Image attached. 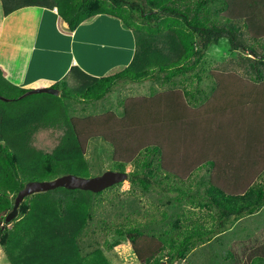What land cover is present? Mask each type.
<instances>
[{"label": "trees", "instance_id": "16d2710c", "mask_svg": "<svg viewBox=\"0 0 264 264\" xmlns=\"http://www.w3.org/2000/svg\"><path fill=\"white\" fill-rule=\"evenodd\" d=\"M17 1L2 0L4 14L47 2ZM57 7L63 25L69 28L84 18L107 13L118 17L126 28L148 36L166 27L181 47L174 64L158 66L157 72L135 71L128 66L93 79L81 92L62 95L94 103L109 95L119 81L135 84L163 79L169 83L183 78L182 93L176 90L130 98L123 103L119 118L106 112L84 121L71 120L77 149L68 153L70 156L84 155L90 140L101 139L111 146L115 172L131 167L128 181L132 187L153 189L173 195L177 203L184 202L186 209L168 221L159 234L152 229L166 220L165 214L161 220L154 218L144 224L107 226L113 237L129 242L139 264L185 261L192 251L264 206V0H76L60 2ZM222 39L237 60L207 71L205 52ZM202 83L210 84L209 94ZM60 87V83L54 86ZM28 91L20 90L17 98L5 96V101L18 100ZM198 97L209 98L208 102L214 99L217 109L206 101L192 111L190 101ZM228 152H236L239 160ZM50 167L48 163L46 169ZM0 168L4 174L0 247L9 260L21 250V264H53L54 260L60 264H107L99 254L82 257L79 242L88 205L120 184L99 193L57 188L65 193H86L79 202L68 205V214L62 217L56 214L61 202L50 200L49 191L27 196L12 220L23 217L19 220L22 234L14 236L5 219L24 185L19 182L17 157L1 144ZM31 199L35 202L29 205ZM105 247L118 249L123 244L105 241ZM233 259L231 251L224 257L225 262ZM233 264H264V244L248 251L244 261L240 256Z\"/></svg>", "mask_w": 264, "mask_h": 264}, {"label": "rangeland", "instance_id": "374dc122", "mask_svg": "<svg viewBox=\"0 0 264 264\" xmlns=\"http://www.w3.org/2000/svg\"><path fill=\"white\" fill-rule=\"evenodd\" d=\"M46 1L58 5L60 2H74L76 0ZM21 2L23 0L17 1V3ZM47 2L44 3L47 4ZM89 21L90 24L93 23L91 25L100 21L108 24L102 23L103 27L110 26L108 30L109 39L106 40L109 43H111L113 37L111 33H116L117 25H114H120V21L116 17L107 13L91 17ZM123 28L126 29L125 34H123L126 43L122 47L120 46V49L118 48L119 59H128L124 64H121L123 62L115 64H121L118 71L124 69L123 65L128 64L135 71L152 69L157 72L158 66L168 67L174 64L181 53L177 38L166 27L155 34V37L152 36L154 39H149L142 32H133L131 28ZM124 35H126V38ZM107 46L110 47V44H107ZM198 48L199 45L196 44L195 49ZM106 52L108 55L112 51L107 48ZM94 53L99 54L96 50H94ZM234 59L237 60L235 53L230 51L227 41L222 39L218 45L211 46L205 52L204 67L207 71H213L226 66L230 63L229 60ZM97 62H100V58ZM115 68L111 66L108 69L113 70ZM113 73L115 71L109 74ZM146 82L145 86H139L140 83L124 85L125 81L117 82L112 93L105 99L87 105L75 101L74 98L62 96L64 93L74 92L62 86L59 88V96L47 93L27 95L26 92L18 100L5 101V96L17 98L22 93L7 86L8 84L4 83L0 74V97L5 99L0 100V144L7 146L17 157L19 182L22 185L29 182H50L65 175L93 178L100 177L107 171L115 172L116 166L111 161V146L101 139L90 140L84 155L79 154L76 157L68 154L75 152L77 149L71 120L84 121L106 112H111L119 118L123 114V103L130 98L148 97L176 90L182 93L184 88L182 76L174 78L169 83L163 79L158 81L147 80ZM148 85L151 86V90ZM201 87L206 90V94L210 93L209 83H202ZM41 88H46V86L35 87L34 89ZM84 89L85 87L81 91ZM208 99L202 97L192 99L189 106L193 108L192 111H196ZM48 163H51L50 169H46ZM130 170L131 167L127 166L125 169L127 175ZM3 178L4 174L0 168V186H3ZM119 184L118 188L106 190L99 198L93 196L94 199H97L91 202V207L88 205V217L79 242L81 255L83 257L99 254L107 264H139L129 242L124 238L113 237L107 226L132 223L144 224L151 219L154 220V218L161 220L162 215L165 214L166 220L163 223H158L157 226H153L152 229L155 234H159L164 231L168 221H171L186 207L184 202L177 203L173 195L162 194L153 189L143 191L140 186L132 187L128 178ZM49 193H51L48 196L50 200L55 203L56 200L61 202V209L56 212L61 217L68 214V205L79 202L81 195L86 194L65 193L57 188L50 190ZM34 200H28L29 205L33 204ZM22 218L6 224L11 231V235L22 234V228L20 227L23 224L19 221ZM151 234L153 233L147 232V235L150 236ZM11 235L10 239H12ZM105 241L108 244L120 241L123 247L109 249L105 247ZM262 242H264V208L257 216L236 223L217 240L209 244L204 243L206 244L204 248L198 247L190 253L185 261L177 264H233L240 256L241 260L244 261L245 251L256 247ZM33 244L38 245V241H34ZM20 251H15L9 260L5 251L0 247V264H21L24 258L22 256L23 252ZM229 251L233 253L234 259L225 262L224 257ZM56 261L54 260L52 263L60 264L59 262H61Z\"/></svg>", "mask_w": 264, "mask_h": 264}, {"label": "crops", "instance_id": "0c3cea01", "mask_svg": "<svg viewBox=\"0 0 264 264\" xmlns=\"http://www.w3.org/2000/svg\"><path fill=\"white\" fill-rule=\"evenodd\" d=\"M89 18H84L74 28H69V26L63 25L62 18L58 14L57 4L27 5L6 15L3 11L2 0H0V74L4 83L18 91L32 90L42 86L55 89L54 86L60 83L63 88L80 92L93 79L118 71L121 64L127 62L128 59H119L120 46L122 47L126 43L123 38L126 31L123 28L124 24L116 17L120 21V25H114H117L116 33H111L113 37L109 43L106 40L109 39L110 26L103 27L102 23L105 22L100 21L91 25L93 23L90 24ZM152 36H148L149 39H154L155 36ZM124 37L126 38V35ZM107 44H110L111 48ZM107 48L112 51L108 55ZM94 50L99 54L96 55ZM98 58H100L99 63L97 62ZM119 62L123 63L115 65ZM111 66L116 68L108 69ZM126 67L128 64L123 65V68ZM128 84L124 83V85ZM146 84L147 82H142L138 85L145 86ZM214 102L217 101L211 99L209 102L207 101V104L217 109ZM236 154V152L230 153L232 159L239 160ZM263 208L264 206L255 214L241 218L236 223L257 216ZM226 232L219 234L206 244L217 240ZM206 244L200 248H204ZM263 244L264 242L254 248ZM254 248L246 250L245 253L247 254Z\"/></svg>", "mask_w": 264, "mask_h": 264}, {"label": "water", "instance_id": "95a60500", "mask_svg": "<svg viewBox=\"0 0 264 264\" xmlns=\"http://www.w3.org/2000/svg\"><path fill=\"white\" fill-rule=\"evenodd\" d=\"M37 93H47L54 96H58V90L53 88H41L28 91L26 94H37ZM0 100H5L0 97ZM128 175L126 172H112L107 171L100 177L93 178H79L72 175H65L59 177L50 182H29L24 185V187L17 193L16 199L12 212L7 215L5 222L10 223L14 217L18 214V207L25 197L47 192L56 188H64L68 190H80L89 191L91 193H99L105 191L106 189L126 181ZM165 264V263H162Z\"/></svg>", "mask_w": 264, "mask_h": 264}]
</instances>
